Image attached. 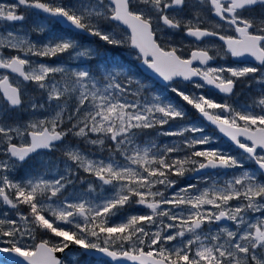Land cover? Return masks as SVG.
Wrapping results in <instances>:
<instances>
[{
    "label": "snow or ice",
    "instance_id": "6c2138e0",
    "mask_svg": "<svg viewBox=\"0 0 264 264\" xmlns=\"http://www.w3.org/2000/svg\"><path fill=\"white\" fill-rule=\"evenodd\" d=\"M32 10L112 46L126 41L104 25L125 26L130 29L128 42L138 49L142 63L166 82L199 78L202 83H195V88L210 86L225 94L233 93L240 79L250 78L264 86V0L0 3V69L7 70L0 75V200L19 216V221L0 219V237L8 238L9 245L0 252L17 256L16 264H67L56 254L70 245L79 246L78 253L69 257L73 264H92L91 254L96 251L134 264H264V88L252 104L239 108L203 93L170 89L242 149V158L209 147L211 138L194 124L161 133L164 125L183 120L185 111L166 98L146 97V87L133 76L107 67L101 71L29 59L68 54L70 59L91 60L98 55L91 48L77 51L80 46L68 35L50 33L43 43L31 40L30 32L48 31L43 23L30 31L7 27L25 21ZM165 30H182L199 42L218 38L226 54L251 56L260 67H210L209 62L216 59L211 49L217 48V55L221 50L211 43L193 48L184 58L181 47L158 35ZM194 62L202 67H194ZM8 73L20 79L13 80ZM29 83L39 95L28 92ZM41 97L44 102H39ZM25 105L34 110L33 117L10 122V114ZM46 108L54 114L43 118L35 114ZM151 130L181 140L161 147L143 139ZM195 133L200 135H186ZM69 136L85 145H99L98 151L107 155L101 158L91 150L86 153L70 142L65 144ZM58 145L63 167L53 165L57 170L52 178L38 174L17 181L6 174L42 150H58ZM182 151L187 154L173 155ZM243 160L251 161L255 169L241 171L224 185L213 183L201 190L189 183L167 194L177 185L173 177L204 169H244ZM81 170L87 175L81 176ZM77 182L86 183V189L77 191ZM97 189L101 193L110 189V194L89 199ZM20 205L28 206L29 212H19ZM126 205L143 206L150 212L110 224L111 217ZM221 221H231L235 227H221ZM37 229L60 239L28 244L27 240H36Z\"/></svg>",
    "mask_w": 264,
    "mask_h": 264
},
{
    "label": "rangeland",
    "instance_id": "374dc122",
    "mask_svg": "<svg viewBox=\"0 0 264 264\" xmlns=\"http://www.w3.org/2000/svg\"><path fill=\"white\" fill-rule=\"evenodd\" d=\"M64 2L68 3L69 0H64ZM71 2L75 3V2H77V0H71ZM81 2L84 3V4H91V3L94 2V0H81ZM36 20H39L40 23H43L45 25V23L42 20H40V19H36ZM54 22H55L54 20L46 19V28L48 29V31L50 30L51 34L61 35V33H57L58 31L54 30V26H53ZM104 27H105V29L107 31L115 30L119 34V36L122 37L126 42L123 45H120V46H112V45H108L105 42L101 41L102 46H99L96 43L95 44L89 43V42H87V43H79V41L76 40L78 45L80 46L77 49V51L83 50L84 48H91L95 52H97L98 55H101V56L108 55V60H109L108 65H104L102 62H99L98 60H95L96 56H98V55H96L91 60H89V59H87L85 57H80L78 59H70L68 54H61L58 57H53L51 59L46 57V61H44L41 57H31V56H29L28 58L33 60V61H36L37 63H44V64L53 65V66L61 65V66L72 67V68L91 67L92 69H95V70L97 68H99L101 71H103L105 69V67H107L109 70H114V71H121L122 70L125 74L133 76V74H131L129 69L116 66V64H115V60L116 59L113 56V52H112L113 47H116L117 48L116 52L123 54L126 60H136V61L139 60L138 53L134 49H132L130 47V42H128V37L130 35L129 32L127 30H125L121 26L116 27V25L114 23L110 24V25L106 24V25H104ZM108 48L110 49V51H106V49H108ZM90 61H92V65L93 66H91V64L89 63ZM217 67H220V66H217ZM56 78L59 79V75H57ZM134 78L136 80L140 81L141 84L146 87L147 92L145 93V96L148 97V98H151L152 96H160L162 98H166L168 100H171L170 98L166 97L167 95L171 94V90H170L171 87H179L182 90H186V89H183L181 87V85L175 84L177 82L172 83V84L166 86L165 88L161 89V88L155 87V85L153 83H151V82H147V81L145 82V81H142V79L136 78V77H134ZM121 79H123V77H121ZM189 88L192 90V91L186 90L189 93H193V92L196 93V94L203 93L204 95H206V96H208L210 98H213L212 95L207 94V92H205L203 90V88L197 89V88L194 87V85L189 87ZM262 88H264V86H262ZM171 101L173 103L179 104L176 100H171ZM216 101L219 102L218 100H216ZM23 110H24V112L26 114V117L22 118V120L27 121V120H29V119H31L33 117V111L34 110H32L30 108H27V105H25ZM45 110H46L45 111L46 115L54 114L52 112L51 108H46ZM43 112L44 111L42 109L35 110V114L37 116H39L40 118H43L44 116H46V115L43 114ZM180 123H181V121L178 122V123L177 122H173L171 125H164L162 128L159 129V132L162 133V132L173 130L177 125H185V124H180ZM193 124L198 126V127L203 128V130H204L203 131V135H206V136L211 138V143H210V145H208L209 147H217V148H220L222 150L223 143H222L221 138H220V136H219V134L217 132H215L213 130H208L207 124L202 119H200L199 117H197L193 121ZM186 135H200V134L199 133H195V134H186ZM143 139L145 141L154 140L157 143V145L163 147L164 145L178 144L180 142V140H181V137L160 135V134H158L157 130H151V133L149 135L144 136ZM69 142H70V144L72 146H78V147L82 148L86 153L89 150H91V152H92V154L94 156H98V157L103 158L104 156L107 155L106 151L105 152L98 151V149L100 147L99 145H85L83 142L78 141L77 138H73L72 136L67 137L64 143L68 144ZM60 147L61 146L58 145V151H59V154L61 156L51 155L52 157H50V156L46 155V164H43L42 160H41L40 163H42L43 165H39V166H41L43 168H41L39 171H35V173L33 172V174L31 176H35V175H38V174H44L46 178H52L56 174V170H57L55 167H53V165H58L62 169V167H63V163L62 162L64 160V157L62 155V152L59 150ZM198 147H200V146H198ZM183 154L185 155L186 151H184ZM173 155H176V154H173ZM181 156H183V155H181ZM80 175L81 176H86L87 174L83 173V171L81 170ZM31 176H29L28 178H30ZM194 179L196 180L197 178H194ZM226 181H228V180L227 179L223 180L222 178H220V176L215 177L211 173H206V174L202 175L199 180L194 181V183H192V184H196L198 189L203 190L204 188L211 187V185L213 183H215L217 185H224ZM96 183L98 184L99 181H96ZM86 187H87L86 183L81 185L79 182H77V184H76V190L77 191L86 189ZM174 190H179V188L175 187L174 189H169L167 194L169 196H171V194H172V192ZM69 191H72V189L70 188ZM108 194H110V189H109V191L103 192V193H101L100 190L97 189V192L92 193V195L90 197H88V198L92 199V198H95L97 195H108ZM0 202H1V200H0ZM233 203H235V202H233ZM18 211L23 213V214H27L29 212V209H26V205H25V207H23V206L20 207L18 209ZM149 212H150V210L144 208L143 206H139V205L128 206V205H126L124 207V209H122L119 213H117L116 216L111 217L109 223L110 224H118L119 222H121L122 219H124L128 215H132V214H141V215H143V214H148ZM5 213H7V217H5V215H4ZM116 217H118L119 220H115ZM5 218L16 219V220L19 221V216L16 215V210L11 209L7 205H4V206L0 205V219H5ZM218 224L221 227H223V226H228L230 228H234L235 227V225L231 221L229 223L218 222ZM65 227H70V226H65ZM212 227H213V231H215L216 230L215 225H213ZM205 231H207V228L205 229ZM7 240H8V238H6V237H0V246L2 248L6 247L4 244H7ZM26 242L28 244H32V243H34L36 241L27 240ZM173 243H176V242H173ZM75 253H78V251L77 250L69 251V253L64 257L63 260H65L67 262V264H73L72 260L69 259V257H70L71 254H75ZM84 259H85V257L82 256L81 260H84ZM0 264H15V263L9 262V261H7L5 259L4 260L0 259ZM92 264H107V263H104V262L93 263L92 262Z\"/></svg>",
    "mask_w": 264,
    "mask_h": 264
},
{
    "label": "flooded vegetation",
    "instance_id": "af4514ba",
    "mask_svg": "<svg viewBox=\"0 0 264 264\" xmlns=\"http://www.w3.org/2000/svg\"><path fill=\"white\" fill-rule=\"evenodd\" d=\"M15 2V0H0V3H13ZM21 12H24L25 9H23L21 7L20 9ZM256 12H259L260 9H256ZM27 18L25 21L23 22H15L14 24H9L7 25L8 28L11 29H19V28H23L26 31H30L35 25L39 24V20L36 19H40L45 23L46 26V16L44 14H42L41 12H39L38 10H32L27 12ZM225 32H227V34H233L232 32L228 31L226 28L224 29ZM73 33V32H72ZM50 34V31H46L44 34H37L36 32H30V39L37 42V43H42L45 42L46 38L48 37V35ZM68 35L71 36L73 39L79 41V43H93V44H97L98 41L100 40L98 37H93V38H88L86 36H79L77 38H75L74 36L70 35L69 33L65 32L61 33V35ZM77 34V33H74ZM158 35L161 37V39L165 40V41H171L172 43H174L175 45L181 47V52L180 54L184 57L187 58L188 56H190L191 51L193 48L195 47H204L205 45L211 43L217 46H220V54L217 55V48L213 47L210 51L211 55L216 56V61L213 63L208 64V66L210 67H217V66H256V67H260V65L258 63H254V62H250V61H239L237 59H235L234 57H232L230 54H226L223 51V42L220 41L218 38H207L205 41L203 42H199L196 41L193 38H190L188 36H186L184 34V32L182 30H165L164 32L158 33ZM159 42V41H158ZM5 55H10L12 53L10 52H5ZM21 55H23V53H21ZM61 55V54H60ZM59 56V55H58ZM57 56V57H58ZM31 57H35V56H31ZM44 61H46V57H41ZM106 60L109 62L108 60V55H106ZM138 61V60H137ZM194 67H202L199 64H195ZM7 70H3L0 69V75H3ZM10 75V77H12L13 80H18L20 79L19 77H17L15 74H11L8 73ZM181 84H184L185 86H193L195 83H190V84H185L180 82ZM196 83H201V82H196ZM28 88V92L29 93H33L36 95H39V92L36 91L35 89V85L29 83L27 85ZM261 90H262V85L255 82V81H251L250 82V78L249 79H240L236 82L235 84V90L234 93L231 95H226V94H219L216 93L210 89H207V94L212 95V97L216 100H218L219 102H224L225 100H227L229 103L233 104V106L235 107H240L242 105L246 104H252L254 100H256L259 95L261 94ZM39 102H44V98L41 97ZM22 109H17L14 112H12L10 114V122L11 121H24L22 120V118L26 117V114ZM44 112L43 114L46 115V110L42 109ZM259 109H257L258 111ZM194 121V116L193 114H186L185 118L183 120H181L180 124H193ZM208 126V125H207ZM208 130H213L215 131L212 127L208 126ZM216 132V131H215ZM221 138V141L223 143V148L222 150L225 152H228L234 156H237L238 158H242L243 154V150L239 149L234 143L228 141L224 136L219 135ZM184 151L180 152V153H176V155H184L183 154ZM187 154V153H186ZM46 155L52 157L51 155H56V156H61L59 154V151H46V150H42L39 153V156H33L29 161H27L26 163H24L23 165H18L15 169L11 170L9 173H6L10 176L11 179L13 180H17V181H23L26 178H28L29 176H31L33 174V172L35 173V171H39L41 168V166L39 165H43L46 164ZM42 160V163H40ZM244 163V169H216L212 172H210L211 174H213L215 177L220 176V178L227 179L230 180L234 175H239L241 171L247 169V170H254L255 169V165L248 160H243ZM194 174V172H189L186 176L184 177H173L174 179H177V185L175 187L177 188H183L185 187L187 184L189 183H194V181L199 180L200 177H198L196 180L194 178H191V176ZM218 174V175H217ZM191 179V180H190ZM1 206H4L5 204L3 203V201L1 200L0 202ZM25 207V205H20V207ZM19 207V208H20ZM18 208V209H19ZM17 211V210H16ZM115 220H119L118 217H116ZM38 236V235H37ZM46 236H52L51 233L46 232ZM37 238V237H36ZM38 242V241H36ZM71 250H77L79 251V248H72ZM70 250V251H71ZM147 250V249H146ZM69 252L66 253V255ZM65 255V256H66ZM82 258V256L80 257V259ZM92 262L93 263H97V262H104L106 263L105 258L100 257V258H95V257H91ZM109 262V261H108ZM110 263V262H109Z\"/></svg>",
    "mask_w": 264,
    "mask_h": 264
},
{
    "label": "water",
    "instance_id": "95a60500",
    "mask_svg": "<svg viewBox=\"0 0 264 264\" xmlns=\"http://www.w3.org/2000/svg\"><path fill=\"white\" fill-rule=\"evenodd\" d=\"M41 13H42V12H41ZM42 14H44L46 17H49V16H48L47 14H45V13H42ZM49 18H52V17H49ZM52 19L55 20L56 22H58L63 28H67V29H70V30H72V31H74V32H79V33H82L83 35H88V36H90V37H93V36L89 35V34L86 33V32H82V31H80V30H77V29H75V28H72L69 24H67L66 22H64V21H62V20H59L58 18H52ZM122 27L126 28L125 26H122ZM127 30H128L129 33H130V29H127ZM190 38H192V37H190ZM193 39H194V38H193ZM131 48L135 49V50L138 52V49L134 48L132 45H131ZM138 54H139V52H138ZM139 56H140V54H139ZM234 58H235V57H234ZM235 59H237V60H239V61H250V62H254V63H258V64H259L258 61H256L253 57L248 56V55H246V56H244V57L235 58ZM215 61H216V59L213 60V61H210L209 64H210V63H213V62H215ZM195 64H199V63H198V62H194L193 66H194ZM138 65H139L140 69L142 70V72H144L146 75L151 76L152 78H154V80H155L156 82H158V83H159L160 85H162V86H167V85H169L170 83H172V82H174V81H182V82H185V83H191V82H194V81H201L199 78H193V81L189 82V81H185V80H183V78H181V77H177V78H175L174 81H172V82H166V81H164L162 78H160L157 74H155L153 71H151L150 69H148V68L142 63V59H140V61L138 62ZM206 87L209 88V89H211V90H213V91H215L216 93H219V94H225V93H221V92H219V90H217V89H215V88H212V87H210V86H206ZM234 90H235V87H234ZM233 93H234V91H233ZM231 94H232V93H231ZM231 94H226V95H231ZM198 114H199V116H200V117H201V118H202V119H203L208 125H210L211 127L215 128V129L218 131V133H220L222 136H224L228 141L232 142L227 136H225L223 133H221V132L219 131V129H218L215 125H213L211 122L207 121V120H206V119H205L200 113H198ZM232 143H233V142H232ZM46 151H48V150H46ZM214 170H216V169H204V170H201L199 173L194 172V174L191 176V178H197V177H199V176H201V175H203V174H205V173H209V172H212V171H214ZM226 222H229V221H221V223H226ZM75 247H78V248H79V246H76V245H70L69 248L66 249L64 253H57L56 255H57L59 258H61V259L63 260V256L67 253V251H69L71 248H75ZM0 248H2V247L0 246ZM91 256H92V257H95V258H100V257L106 258V259L109 260L112 264H134V262L129 261V260H126V259L113 260L112 258L106 256L104 253H101V252H98V251L93 252V253L91 254ZM0 258H3V259H6V260H9V261L14 262V263H16V262L19 260V258H18L17 256H15L14 254L2 253V252H0Z\"/></svg>",
    "mask_w": 264,
    "mask_h": 264
},
{
    "label": "trees",
    "instance_id": "16d2710c",
    "mask_svg": "<svg viewBox=\"0 0 264 264\" xmlns=\"http://www.w3.org/2000/svg\"><path fill=\"white\" fill-rule=\"evenodd\" d=\"M54 26V30L55 31H63V32H67L69 33L70 35L74 36L75 38L79 37L80 35L79 34H74L64 28H62L58 23L54 22L53 24ZM50 31V30H49ZM100 43V42H99ZM116 47H113L112 49V52H113V56L115 57V64L116 66L118 67H123V68H127L129 69V71L131 72V74H133V77H136V78H140L142 79V81H147V82H151L155 85V87L157 88H161L163 89L164 87H162L160 84H158L153 78H151L150 76L144 74L138 67L137 65V61L135 60H126L124 55L121 54V53H117L116 52ZM106 51H110V49H106ZM106 56H101V55H98L96 57L95 60H98L99 62H102L104 65H108V61L106 60ZM92 65V61L89 62ZM95 70V69H93ZM175 84H178V85H181V87L183 89H186L188 91H192L188 86L186 87L184 84H181L179 82L175 83ZM203 90L205 92H207V89L206 88H203ZM166 97L170 98L171 100H176L180 105H182V107L184 108V111H185V114H193L194 116V120L198 117V111L195 110L192 106L190 105H187L186 102L182 101L180 98H178L177 96H175V94H173L171 92V94L167 95ZM181 120H177L175 122H180ZM151 133V132H150ZM26 209H29L28 206H26ZM38 235V236H37ZM36 240L35 241H39L41 239H50V240H59L60 238H55L53 236H46V231L44 230H40V229H37L36 231ZM6 247H8V243L7 244H4Z\"/></svg>",
    "mask_w": 264,
    "mask_h": 264
}]
</instances>
